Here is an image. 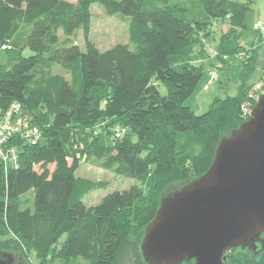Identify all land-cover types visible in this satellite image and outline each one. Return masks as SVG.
I'll list each match as a JSON object with an SVG mask.
<instances>
[{"label":"trees","instance_id":"16d2710c","mask_svg":"<svg viewBox=\"0 0 264 264\" xmlns=\"http://www.w3.org/2000/svg\"><path fill=\"white\" fill-rule=\"evenodd\" d=\"M96 4L128 18L132 50L99 51L90 41ZM190 4L191 11L181 0H0V44L9 45L3 51L9 64L0 67V113L17 103L41 133L35 146L13 137L18 166H0V251L23 260L32 249L40 264H53L50 252L65 236V264H146L140 241L164 193L205 173L220 139L249 118L242 107L256 103L248 93L257 82H243L236 97L215 101L202 115L185 105L205 67L209 89L218 79L209 84L208 72L242 56L246 79L259 47L239 51L248 4ZM223 24L227 30L212 47L213 28ZM78 31L84 50L73 42ZM57 66L65 75L52 73ZM81 131L94 143L86 152L92 165L139 185L84 206L83 198L101 186L75 175L80 157L70 158L68 148ZM106 138L111 147L102 144ZM224 257L223 264H264V249H231Z\"/></svg>","mask_w":264,"mask_h":264},{"label":"water","instance_id":"95a60500","mask_svg":"<svg viewBox=\"0 0 264 264\" xmlns=\"http://www.w3.org/2000/svg\"><path fill=\"white\" fill-rule=\"evenodd\" d=\"M264 93L222 137L201 176L166 191L139 249L146 264H223L231 249H264ZM0 251V264H15Z\"/></svg>","mask_w":264,"mask_h":264},{"label":"rangeland","instance_id":"374dc122","mask_svg":"<svg viewBox=\"0 0 264 264\" xmlns=\"http://www.w3.org/2000/svg\"><path fill=\"white\" fill-rule=\"evenodd\" d=\"M69 3H76L77 0H64ZM185 2L188 9L193 10L190 4L191 0H181ZM236 1V0H232ZM239 3L248 4V11L245 20V29L241 32L240 38V52L250 51L252 47L256 48L258 45V32L253 29V25L256 21H261L264 23V0H237ZM91 11V23H90V33L89 39L94 43L99 51H106L113 48L115 45H127L129 49H133V45L129 41L128 37V18L117 14V15H107L103 8L99 5H93L90 9ZM218 28V29H217ZM213 28L214 38L211 40L210 44L212 47L218 45L219 31L224 32L227 30V25L223 24L218 27ZM73 42L76 43L80 49L84 50V39L82 31H78L73 37ZM31 55L30 51H24L23 56L29 57ZM264 62V46L256 49V64L254 71L246 78L241 77L242 63L244 58L236 57L232 58L229 63L224 67V71L218 72V81L211 84L208 90H203V85L207 82L206 67L204 69V74L198 86L191 96L185 102V105L191 109L195 115H202L209 111L211 106L215 101H222L226 97H236L238 95L239 89L242 83L246 86L255 84L264 76V68L258 66L260 62ZM9 64L8 56L5 52L0 53V67H6ZM206 66V65H205ZM52 73L64 74V70L57 66L52 69ZM159 92L162 96L166 95V87L163 85L159 86ZM264 93V91L262 92ZM253 108V107H252ZM94 134V133H93ZM77 137L75 145L69 147L70 158L73 155L80 157L81 165L76 171V177L86 178L91 181L100 184L101 188L91 191L86 195L82 202L84 206L90 207L98 205L101 200L108 194L113 192H121L129 189L133 185H139L138 181L133 179H126L116 176L108 171L101 170L99 167L94 166L90 163V159L87 158L86 152L89 146L93 145L91 137L85 134V131L77 132L75 135ZM91 142V143H89ZM102 144L111 147L112 142L110 138L103 139ZM46 140L41 141V147L45 146ZM32 196V193H30ZM65 240V236H62L57 245L50 252L51 256L56 257V261L53 264H65L64 259H61L60 248ZM21 259L16 258V264H40V259L37 256L35 250H30L28 254V249L26 248ZM61 259V260H60Z\"/></svg>","mask_w":264,"mask_h":264},{"label":"built area","instance_id":"2783aa9c","mask_svg":"<svg viewBox=\"0 0 264 264\" xmlns=\"http://www.w3.org/2000/svg\"><path fill=\"white\" fill-rule=\"evenodd\" d=\"M253 29L260 35L264 34V23L261 21L255 22ZM8 44H0V53L8 50ZM220 68L217 64L214 71L208 72L209 84L217 79L216 70ZM208 86L204 87L207 90ZM264 89V81L260 80L252 86L248 97L256 102L258 96L262 94ZM20 105L17 103L10 104L5 111L0 113V166H3L7 171L9 168L16 169L17 164V148L10 144L13 137H18L22 142L30 146H35L41 138L39 129L34 126L30 119L22 115ZM252 111L251 103L245 104L242 107V113L250 116ZM122 134V131L120 132ZM119 132H116V137Z\"/></svg>","mask_w":264,"mask_h":264},{"label":"crops","instance_id":"0c3cea01","mask_svg":"<svg viewBox=\"0 0 264 264\" xmlns=\"http://www.w3.org/2000/svg\"><path fill=\"white\" fill-rule=\"evenodd\" d=\"M259 21V20H258ZM257 22V21H256ZM258 45H259V47L258 48H261L262 46H264V34L263 35H260V34H258ZM226 66V65H225ZM258 66H260V68L262 69V68H264V62H263V60L260 62V64L258 65ZM224 71V70H223ZM217 75H218V72H217ZM206 84V83H205ZM205 84L203 85V87H202V89L204 90V86H205ZM252 85V84H251Z\"/></svg>","mask_w":264,"mask_h":264}]
</instances>
